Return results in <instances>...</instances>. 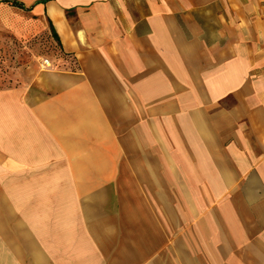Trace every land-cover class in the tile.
Returning a JSON list of instances; mask_svg holds the SVG:
<instances>
[{"label":"crops","instance_id":"0c3cea01","mask_svg":"<svg viewBox=\"0 0 264 264\" xmlns=\"http://www.w3.org/2000/svg\"><path fill=\"white\" fill-rule=\"evenodd\" d=\"M14 1L58 56L0 90V264H264V0Z\"/></svg>","mask_w":264,"mask_h":264},{"label":"rangeland","instance_id":"374dc122","mask_svg":"<svg viewBox=\"0 0 264 264\" xmlns=\"http://www.w3.org/2000/svg\"><path fill=\"white\" fill-rule=\"evenodd\" d=\"M2 1L5 0H0V8L11 7ZM1 15L0 90H3L24 83L42 60H55L58 50L49 28L36 21L28 10L7 9Z\"/></svg>","mask_w":264,"mask_h":264},{"label":"trees","instance_id":"16d2710c","mask_svg":"<svg viewBox=\"0 0 264 264\" xmlns=\"http://www.w3.org/2000/svg\"><path fill=\"white\" fill-rule=\"evenodd\" d=\"M2 2L5 4H9L11 7L16 8L18 10H22V11L25 10L24 7L20 3L14 1V0H5ZM49 29H50L49 31H50L52 38L54 39V41H57V38H56L54 32L51 30V28H49Z\"/></svg>","mask_w":264,"mask_h":264},{"label":"built area","instance_id":"2783aa9c","mask_svg":"<svg viewBox=\"0 0 264 264\" xmlns=\"http://www.w3.org/2000/svg\"><path fill=\"white\" fill-rule=\"evenodd\" d=\"M40 67H42V68H51V63H50L49 60L44 59V60L41 61Z\"/></svg>","mask_w":264,"mask_h":264}]
</instances>
